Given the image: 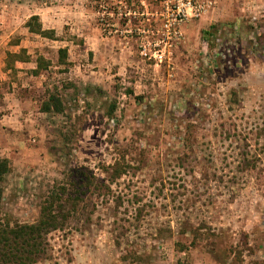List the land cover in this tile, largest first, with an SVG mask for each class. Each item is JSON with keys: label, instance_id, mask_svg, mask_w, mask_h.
I'll list each match as a JSON object with an SVG mask.
<instances>
[{"label": "rangeland", "instance_id": "1", "mask_svg": "<svg viewBox=\"0 0 264 264\" xmlns=\"http://www.w3.org/2000/svg\"><path fill=\"white\" fill-rule=\"evenodd\" d=\"M161 2L0 0L10 48L39 13L57 37L28 35L49 67L20 128L0 133V219L33 224L54 190L95 177L37 264H264V0H215L180 41L153 34ZM56 89L65 113H42Z\"/></svg>", "mask_w": 264, "mask_h": 264}, {"label": "trees", "instance_id": "2", "mask_svg": "<svg viewBox=\"0 0 264 264\" xmlns=\"http://www.w3.org/2000/svg\"><path fill=\"white\" fill-rule=\"evenodd\" d=\"M26 27L30 33L43 38L57 40L54 30L43 29L39 16H32L27 22ZM59 55L60 63L63 65L67 64L68 50L60 49ZM29 60L30 58L26 56L25 49H22L18 54L8 53L6 69L15 71V63L17 61L25 62ZM48 67L49 63L43 57H39L37 59V67L31 71V74L37 77L41 76ZM130 94H133V91H130ZM65 111L61 93L57 89L48 92L47 99L42 104L41 112L63 115ZM113 167L111 166L110 168L113 169ZM122 170H124L123 166L115 168L114 172L116 175L114 178H118L122 172L124 173ZM12 171L13 164L11 160L0 156V212L4 200V182ZM77 177H79V181L75 182L72 186L75 193H70L68 187H61L58 190H54L42 204L40 218L37 222L33 224L16 223L11 225L0 219V264H37L46 256L49 249V235L68 226L78 211V192L83 189H89L94 184V176L78 173ZM178 246L181 252L188 249L181 243H178ZM178 264L185 263L179 261Z\"/></svg>", "mask_w": 264, "mask_h": 264}, {"label": "crops", "instance_id": "3", "mask_svg": "<svg viewBox=\"0 0 264 264\" xmlns=\"http://www.w3.org/2000/svg\"><path fill=\"white\" fill-rule=\"evenodd\" d=\"M36 15L39 16L40 13ZM19 33L25 37L20 41H17L15 44H12L13 46H11V48L13 50L9 46L11 38L0 35V93L3 96V104L0 105V133L2 136H4L5 133H11L10 127H12V124H14L13 128L19 129L23 118H25L24 110L27 106H33V100L30 98L33 89L31 82L35 77L37 78V76L26 73V77L24 78L18 77V79H12L10 74L13 70L6 69L8 51L10 50L11 53L18 54L22 48L28 50L26 51V55L30 60L25 62L17 61L15 63V73H17L18 76H21L23 75L24 70L33 71L37 67V61H34V56L28 49L29 31L23 27L22 31H19ZM6 84L9 88L10 86L13 87L12 93H7L3 90V87ZM7 158H10V156Z\"/></svg>", "mask_w": 264, "mask_h": 264}, {"label": "built area", "instance_id": "4", "mask_svg": "<svg viewBox=\"0 0 264 264\" xmlns=\"http://www.w3.org/2000/svg\"><path fill=\"white\" fill-rule=\"evenodd\" d=\"M158 2L159 0H154ZM163 11L157 16L163 19L160 28L153 34L163 32L165 38L160 40L180 41L183 37L182 26L188 22L196 21L205 15L215 4V0H162ZM169 44V42H168ZM153 57L163 62L165 52L155 49Z\"/></svg>", "mask_w": 264, "mask_h": 264}]
</instances>
